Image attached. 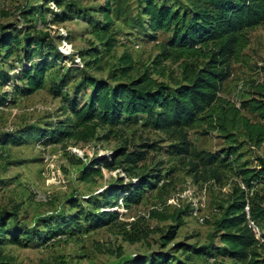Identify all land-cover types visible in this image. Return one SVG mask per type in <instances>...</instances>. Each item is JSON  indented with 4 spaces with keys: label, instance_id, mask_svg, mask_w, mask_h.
<instances>
[{
    "label": "rangeland",
    "instance_id": "1",
    "mask_svg": "<svg viewBox=\"0 0 264 264\" xmlns=\"http://www.w3.org/2000/svg\"><path fill=\"white\" fill-rule=\"evenodd\" d=\"M165 1L183 5V0ZM117 12L119 17H115ZM105 14L112 20L110 50L93 34ZM145 18L136 0H0V40L19 41L8 57L0 46V261L125 264L129 260L137 264L164 253L170 264H242L219 253L222 244L216 221L236 189L248 193L247 199L258 194L264 206V187L248 189L230 166L217 164L218 177L203 167V154L227 146L215 130L205 125L186 128L193 152L187 155L175 152L181 141L178 135L155 129L144 119L115 127L99 125L86 140L51 137L53 129L66 128L69 123L68 101L76 98L82 104L89 99L92 88L86 83L88 78L115 84L144 71L169 85L170 79L179 78L177 64L170 61L163 62L166 75L157 74L159 67L153 62L170 33L159 31L152 37ZM41 37L47 42L44 47L39 43ZM27 38L35 40L28 65L44 57L51 67L41 88L23 94L19 87L24 81L17 80V74L25 65ZM248 40L219 93L236 105L264 81V24L249 30ZM127 58L133 68L122 76ZM145 142L152 146L145 148V158L135 164L123 162L120 155L111 160L117 149L131 151ZM237 154H242L240 162L253 161L264 154V146H244ZM103 157L110 162L109 168L102 161L96 163ZM84 166L99 167L100 173L83 180ZM156 172L160 173L156 185L146 186L138 203L125 206L119 198L112 208L118 212L116 219L89 227L90 215L106 207L102 197L106 190L118 184H137L142 176ZM150 180L154 182V178ZM257 222L264 231V217ZM10 232L18 235L20 244L10 240ZM257 253L264 264V243L257 242Z\"/></svg>",
    "mask_w": 264,
    "mask_h": 264
},
{
    "label": "trees",
    "instance_id": "2",
    "mask_svg": "<svg viewBox=\"0 0 264 264\" xmlns=\"http://www.w3.org/2000/svg\"><path fill=\"white\" fill-rule=\"evenodd\" d=\"M136 1L141 6L142 15L146 17L147 29L153 34L152 37H156L159 31L170 33L169 38L160 45L153 62L155 67H159L157 74L165 76L163 62L170 61L171 64H177L179 78L170 79V85L153 79L148 71L127 82L115 84L88 78L86 83L92 88L89 99L82 104L76 98L70 99L69 123L66 128L63 126L53 129L51 137L86 140L99 125L115 127L124 122L144 119L145 123L155 129L170 130L173 135H178L181 141L180 145L175 146V152L187 155L193 152L184 130L194 125H205L206 128L215 130L227 146L217 153L203 154L206 155L203 167L218 177L219 166H230L248 189L259 185L264 187V154L256 155L253 161L242 162V154H237L238 149L244 146L256 149L264 146V81L254 85L250 96L239 105L219 95L223 82L231 75L232 63L241 59L249 42V30L264 24V0H183L182 6L168 4L165 0ZM57 2L60 3V0ZM108 10L109 7L106 11ZM119 16L117 12L115 17ZM62 18L67 19V16L63 15ZM111 24L109 14H105L104 22L93 30L96 40L107 50L113 45ZM39 40L41 47H44V38ZM34 43L35 40L31 38L25 40V65L17 74V80L24 81L19 87L23 94H30L41 88L45 74L51 67V62L44 57L35 64L28 65L32 58L31 45ZM17 45L19 41L16 38L0 40L6 57L11 55L13 46ZM93 51L94 54L98 53L97 48H93ZM122 64L121 75L125 76L133 65L130 58ZM84 83L77 86L75 94ZM242 111L254 117L250 118ZM92 126L93 129L90 128ZM150 146L152 145L145 142L131 151L122 147L111 155V160L120 155L123 162L135 164L145 158V148ZM100 161L105 168L110 167V162L105 157L96 163ZM193 166L198 168V164ZM96 173H100L99 167L84 166L81 177L88 180ZM150 178H154V182ZM159 178L160 173L156 172L151 177L142 176L137 184H118L106 190L102 194L106 207L90 215L87 219L89 227L110 224L118 217V212L112 208L118 204L119 198L125 206L138 203L145 187H154ZM247 195L244 190L236 189L216 221L222 244L218 251L242 264H261L257 259V242L247 226L243 208L248 200L250 215L257 220L264 217V206L262 199L257 197L258 194L249 199ZM10 233V240L20 244L18 235ZM210 253L212 254V250ZM170 261L164 253H158L150 256L147 262L137 264H170ZM0 264L8 263L0 261ZM125 264L132 263L126 260ZM175 264L186 263L177 261Z\"/></svg>",
    "mask_w": 264,
    "mask_h": 264
},
{
    "label": "built area",
    "instance_id": "3",
    "mask_svg": "<svg viewBox=\"0 0 264 264\" xmlns=\"http://www.w3.org/2000/svg\"><path fill=\"white\" fill-rule=\"evenodd\" d=\"M122 41H124V37L120 38ZM136 48L139 47V44H135ZM243 211L246 215V223L250 231L252 232L255 240L258 243H264V231L261 229L259 226L258 222L256 219L252 218L250 215V208L248 203L244 206ZM213 259V258H212Z\"/></svg>",
    "mask_w": 264,
    "mask_h": 264
}]
</instances>
